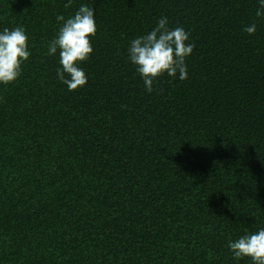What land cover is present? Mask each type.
I'll return each instance as SVG.
<instances>
[{
    "label": "trees",
    "instance_id": "obj_1",
    "mask_svg": "<svg viewBox=\"0 0 264 264\" xmlns=\"http://www.w3.org/2000/svg\"><path fill=\"white\" fill-rule=\"evenodd\" d=\"M66 3L0 0L31 52L0 84V264H252L228 243L264 228L259 0ZM81 5L98 30L69 91L48 43ZM161 17L195 48L149 93L128 49Z\"/></svg>",
    "mask_w": 264,
    "mask_h": 264
},
{
    "label": "clouds",
    "instance_id": "obj_2",
    "mask_svg": "<svg viewBox=\"0 0 264 264\" xmlns=\"http://www.w3.org/2000/svg\"><path fill=\"white\" fill-rule=\"evenodd\" d=\"M258 17L264 16V0H259ZM71 7V0L65 4ZM58 34L48 43V55H59L61 68L58 79L69 91L87 84V75L79 66L87 61L94 49L91 38L96 36L98 26L95 10L81 5L73 16L65 19ZM167 17H161L157 25L145 35L134 38L128 49L129 60L142 77L147 92L153 91L154 82L167 74L181 81L188 78L186 59L195 48L189 43L190 33L182 27L170 28ZM255 24L243 29L248 35L255 34ZM29 37L23 27L4 28L0 32V84L14 83L22 74V65L30 58ZM228 247L237 260L250 258L252 264H264V228L249 232L237 240L229 241Z\"/></svg>",
    "mask_w": 264,
    "mask_h": 264
}]
</instances>
